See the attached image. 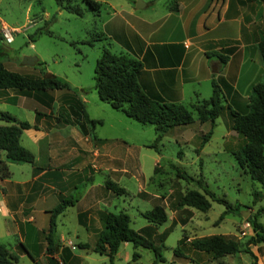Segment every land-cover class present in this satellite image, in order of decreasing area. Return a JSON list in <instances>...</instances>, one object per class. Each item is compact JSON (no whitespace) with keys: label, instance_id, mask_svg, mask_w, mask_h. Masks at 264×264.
Returning <instances> with one entry per match:
<instances>
[{"label":"rangeland","instance_id":"rangeland-1","mask_svg":"<svg viewBox=\"0 0 264 264\" xmlns=\"http://www.w3.org/2000/svg\"><path fill=\"white\" fill-rule=\"evenodd\" d=\"M97 1L101 6L98 11H93L88 9L82 0H71L81 11L80 15H76L59 9L54 0H0V22L18 30L12 33L11 42H0L11 48L1 45L0 62L7 69L17 73L34 71L33 74H37L34 76L41 75L39 72L42 67L43 71L60 77L69 85L82 88V92L88 96V113L101 121L100 125L95 126L94 135L106 138L103 144L111 153L112 160L109 158L110 160L103 162L101 159V162L108 169L114 168L111 172L103 169L93 171L92 180L102 184L108 177L124 188L125 193L113 194L114 206L109 210L126 212L130 219L129 226L154 243L159 244V238L162 239L160 255L163 261L159 264H251L248 253L241 251L212 258L210 253L191 248L186 240V237L191 239L193 236L221 234L243 243L252 234L250 226L244 227L243 223L247 217L251 219L256 215L264 204L259 183L243 173L234 159L232 152L242 143V138L230 129V116L225 106L215 119L211 134L202 146L199 147L202 134L209 130V123L198 122L192 112L191 123L170 127L155 147L151 148L148 145L154 140L153 127L140 124L100 101L94 89L93 68L101 49L106 48L114 54L125 53L120 46L121 39L128 38L127 33L133 30L138 21H151L162 15L165 9L163 4L171 0ZM137 1L146 2V5L135 8ZM111 23L119 24L120 38L112 39L108 36L107 28ZM44 29L49 33L35 34L36 30ZM96 33L102 34L103 39L93 41L91 45L82 42ZM24 56H33L41 64H22ZM241 62L244 64L239 70V93L230 92L225 99V103L239 112L244 110V104L239 99L240 94H244L242 88L246 82L260 81L263 73L259 58H246ZM258 65L262 67L259 70ZM202 85V82L199 85L194 82L186 84L184 99L180 103L188 108L189 103L195 100L190 90L199 88L201 91ZM209 95L210 84L198 99H206ZM6 105L5 110L12 112L13 107ZM118 168H123V172H116L115 169ZM176 169L184 171L188 176L178 177ZM198 178L201 180L199 184L196 183ZM139 187L145 192L163 195L164 199L163 196L153 201L141 199L137 195ZM187 189H197L201 193L206 189L216 197H223L231 204H238L239 212L226 213L222 219L217 220L224 206L216 201H210V207L204 212L188 207H184L188 210H179L175 207V202ZM75 191H72L70 196H74ZM57 201V198L50 196L43 206L51 208ZM157 203L164 206L167 220L154 226L148 223L140 212ZM45 219L46 217L43 222ZM257 221L264 225V210L259 212ZM45 224L47 225V221ZM55 224L53 238L61 236V242L68 248L60 249L61 253H57L58 260L53 257L49 260L61 261L63 257L66 264H107L108 257L105 254L76 246L77 243H88L92 246L96 236L78 224L75 208L66 207L56 216ZM68 241L70 244H67ZM176 246L181 257L173 255ZM249 249L255 256V264H264V242L249 245ZM29 251L35 258L33 251ZM133 253L136 254L134 259ZM17 254L22 256L16 255V264H35L25 252L20 251ZM152 259L153 253L150 249L133 247L130 242H121L113 255L112 264H150ZM37 260L38 264H43L40 256Z\"/></svg>","mask_w":264,"mask_h":264},{"label":"crops","instance_id":"crops-1","mask_svg":"<svg viewBox=\"0 0 264 264\" xmlns=\"http://www.w3.org/2000/svg\"><path fill=\"white\" fill-rule=\"evenodd\" d=\"M145 5L146 2L141 7ZM163 5L162 15L151 21H138L127 33L131 36L121 39L120 46L125 54L136 57L143 65L138 82L144 90L165 101L180 103L184 99L186 84L194 82L199 85L202 82L201 91L199 88L190 90L196 101L205 93L210 79L220 75L234 92H238L239 70L244 64L241 60L259 58L256 42L264 30V0H171ZM107 34L112 39L121 37L119 24H109ZM3 40L0 35V42ZM1 45L4 44H0V50ZM229 48L232 50L228 59L217 72L215 58L206 57L205 52L224 53ZM213 67L215 72L211 70ZM250 68L251 65L247 70ZM257 68L262 67L258 65ZM33 72L19 74L37 75ZM253 83L246 82L242 88L244 94L239 96L242 104ZM71 87L76 92L75 97L82 101L87 117L97 119L88 113V96L82 88ZM69 92L53 89L38 92V98H34L32 94L13 89L0 90V111L30 124L29 128L22 130L19 144L33 155L30 163H16L6 159L0 150V161L6 164L9 172L7 177L0 178V243L17 257L22 256L17 252L27 251L25 253L38 262L40 256L43 264H59L60 261H55L58 260L57 253L67 247L61 242V236L52 238V257L55 260H49L50 255L46 253L49 211L60 199H73L66 207L75 208L78 224L95 236L100 228L99 214L110 212L114 206V193L105 187V181L111 180L107 177L102 184L94 183L91 174L101 169L114 170L101 162V159L103 162L112 160L111 153L103 144L106 138L94 135L95 127L92 130L95 138L92 139L76 124L66 122L71 121ZM6 104L13 107L12 112L5 110ZM4 124L6 122L0 119V125ZM100 124L101 121L97 125ZM115 171L121 173L123 168ZM74 190L75 195L70 196ZM137 195L150 201L163 196L145 192L141 187L137 189ZM50 196L58 201L51 208H45L43 205ZM44 217L47 225L43 222ZM186 240L189 241L187 237ZM28 248L36 255L35 258Z\"/></svg>","mask_w":264,"mask_h":264},{"label":"trees","instance_id":"trees-1","mask_svg":"<svg viewBox=\"0 0 264 264\" xmlns=\"http://www.w3.org/2000/svg\"><path fill=\"white\" fill-rule=\"evenodd\" d=\"M57 7L66 12L80 15L81 11L71 0H54ZM88 9L98 11L101 3L97 0H82ZM49 32L36 30L35 34ZM32 40L31 37H29ZM103 39L102 34L96 33L87 40L82 41L91 45L93 41ZM259 60L263 66L262 79L250 86L249 93L245 99L244 110L239 112L225 103L226 96L231 92L235 94L232 87L220 75L210 79V95L206 99H199L189 104V107L179 102L165 101L155 97L144 90L138 82V75L142 69V63L134 56L125 53L114 54L106 48H102L99 56L95 59L93 68L94 89L98 99L107 103L111 108L121 111L125 116L137 121L140 124H148L153 127L154 140L148 147L154 148L156 143L166 133V131L175 125H183L193 121L192 112L195 113L196 120L200 123L208 122L209 130L202 134L200 146L207 140L211 134V128L215 119L219 116L221 109L225 106L230 116V129L234 130L242 138V143L234 150V159L242 170L251 180L259 183L260 192L264 199V30L256 42ZM232 48L222 52H205L206 57L213 56L217 63V72L226 63L228 54ZM35 64L40 65V61ZM41 76L25 75L13 72L4 68L0 63V90L13 89L26 95L32 94L37 97L38 92L48 90L66 89L70 91L69 116L71 121L76 124L82 133L90 134L92 139L93 128L100 123L97 119L87 117L83 103L75 97V90L60 77L43 71L40 68ZM230 95V94H229ZM232 97V96H230ZM228 99V98H227ZM223 102L225 104H223ZM0 119L6 124L0 125V150L4 152V157L9 161L21 163H30L33 160L32 153L19 144V137L23 129L29 128L30 124L26 121L16 119L5 111H0ZM9 172L6 164L0 161V178L7 177ZM176 175L188 176L184 171L176 169ZM192 179V177H190ZM201 180L196 179L199 184ZM105 187L114 194L124 193V189L112 181H105ZM258 193V192H257ZM73 199H60V201L49 211L46 240V253L49 259L52 258L53 241L55 234V219L63 209L72 203ZM210 201H216L224 206V210L219 214L218 219L232 211L239 212L238 204H231L223 197H216L214 193L204 189L199 192L197 189H187L176 200L175 207L193 208L198 211H206L210 207ZM264 210V204L258 209L256 215L251 219L246 218V222L251 228L252 234L242 243L241 241L226 237L221 234H211L208 236L192 237L188 244L191 248L210 253L212 258H218L225 255H232L238 252L248 253L251 257V264H255V256L249 249V245H255L264 242V225L257 221L260 211ZM141 216L154 226L161 225L167 220V214L162 204H154L150 209L140 213ZM81 215H79L80 219ZM100 223L99 231L92 246L87 243H78L77 247L88 249L97 253L105 254L108 257L107 264H112V258L121 242H130L133 247H144L150 249L153 253V259L150 264H159L163 261L160 255L162 248V239L159 238V244L146 238L138 230L129 226V216L124 211H108L100 213L98 216ZM165 234V233H164ZM180 241V240H179ZM25 251L23 245L20 244ZM27 252V251H25ZM28 254V253H27ZM29 255V254H28ZM173 255L181 257L178 246L174 247ZM30 256V255H29ZM136 254L133 253V259ZM30 258H32L30 256ZM32 260H34L32 258ZM17 257L0 243V264H16ZM35 264H38L34 260ZM57 263V262H56ZM59 264H66L63 257Z\"/></svg>","mask_w":264,"mask_h":264},{"label":"built area","instance_id":"built-area-1","mask_svg":"<svg viewBox=\"0 0 264 264\" xmlns=\"http://www.w3.org/2000/svg\"><path fill=\"white\" fill-rule=\"evenodd\" d=\"M18 31L16 27L13 26H8L3 22H0V35L2 38L6 41H10L12 39V33ZM243 226H249L248 222L243 223ZM67 244H70L69 241Z\"/></svg>","mask_w":264,"mask_h":264},{"label":"water","instance_id":"water-1","mask_svg":"<svg viewBox=\"0 0 264 264\" xmlns=\"http://www.w3.org/2000/svg\"><path fill=\"white\" fill-rule=\"evenodd\" d=\"M140 4L142 5L141 2L137 1V3L135 4V8H140L141 7ZM35 60H36V58L33 56H24L22 58L21 62L24 64H32L35 62ZM215 71H216V69L213 67V72H215Z\"/></svg>","mask_w":264,"mask_h":264}]
</instances>
